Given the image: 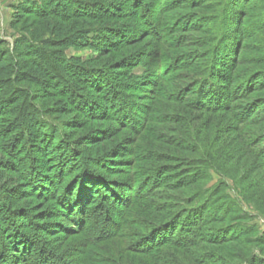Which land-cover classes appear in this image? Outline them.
Masks as SVG:
<instances>
[{"label":"rangeland","instance_id":"374dc122","mask_svg":"<svg viewBox=\"0 0 264 264\" xmlns=\"http://www.w3.org/2000/svg\"><path fill=\"white\" fill-rule=\"evenodd\" d=\"M23 1L0 0L1 66L35 34ZM127 2L64 50L79 71L0 81V245L19 235L61 264H264V0ZM47 175L51 193L32 188ZM85 183L113 214L65 215Z\"/></svg>","mask_w":264,"mask_h":264},{"label":"trees","instance_id":"16d2710c","mask_svg":"<svg viewBox=\"0 0 264 264\" xmlns=\"http://www.w3.org/2000/svg\"><path fill=\"white\" fill-rule=\"evenodd\" d=\"M114 1H122L123 5L129 3L127 0H24L18 4V6L15 7V14H17L16 18L27 15L32 19L33 22L31 26L34 27L35 34L21 35V41L15 43L16 48L26 44L25 48L19 54L20 57H25V60H19L18 63L14 62L12 58H7L11 60L6 66H1L2 61L0 60V74L1 72L4 73L2 69L7 70L6 74H1L6 78H2L0 81H9L15 84L26 81V78L30 80L38 75V78L48 82V80L52 81V79H50L51 75L55 80L62 79L61 72L65 75H71L75 70L79 71L76 66L64 59V50L68 47H75L76 45L82 44L80 41H82L81 39L83 38L84 40L87 38L94 39L95 34L92 21L105 19ZM40 28H42V30H40ZM43 31H50L52 36L50 35L46 39L41 38ZM100 39L103 40L104 38L100 37ZM118 39L119 37L117 38L114 36L110 41L111 43H115ZM4 51L6 55L10 54L9 48ZM26 64L31 67L29 71L34 72L27 73L25 74L26 78H22L25 73L24 69L26 68ZM48 70L51 71V74L47 72ZM80 75L83 76L84 74H76V78L80 77ZM50 87L51 85L49 84L48 88ZM93 89L96 90V86L93 87ZM98 91L101 100L105 103L103 108L101 107L102 110L110 109L111 100L107 98L110 90L100 89ZM25 92H27V90H25ZM236 93L237 91L235 90L233 94ZM22 95L24 94H21V96ZM72 100L73 96H68L67 101H70L69 103L71 104L75 103L72 102ZM14 119L15 121L20 120V124H15L16 127L22 125V119L20 117H15ZM37 143H39V141H37ZM43 146L47 148L44 143ZM45 151L46 150L43 149V152ZM43 155H45L46 158L48 157L46 153ZM57 157L58 158L54 156L53 160L59 164V168L61 167V162L64 161H68L71 164L76 163V160L65 157L63 154ZM50 164L51 163L48 164L47 168L51 169L52 172V166ZM45 178L47 184H45L44 180L41 181L39 176L34 178L33 181L39 184H37V186L33 185L32 188L37 189L39 193L49 194L53 191L52 187L54 185L56 186V184H53L52 181L50 182V175L45 176ZM109 190L110 189H106L102 185L100 187H94L85 183L81 190L79 189L77 191L75 189L67 193L65 200L60 201V205L65 207V215H73L76 213L79 216L83 215L84 217L90 216L92 218H99L106 214L107 217V214H113L112 211H115L116 204L118 203V198L110 194ZM55 194H58V192ZM145 236H148V234ZM20 238L19 235L17 237L9 235L5 238V245H0V264H61L55 261L54 256L45 251V248L43 250V247L40 245L35 246L30 243V245H28V241ZM16 241L20 242L17 244ZM212 241L218 244V238ZM155 248L158 249L155 253L153 250L154 248H148V250L144 251L133 250V253L141 255L142 257L152 256L151 259H153V255L158 256L163 252H161L158 246H155ZM176 248L182 250V247L179 245ZM170 264L176 263L171 260Z\"/></svg>","mask_w":264,"mask_h":264}]
</instances>
